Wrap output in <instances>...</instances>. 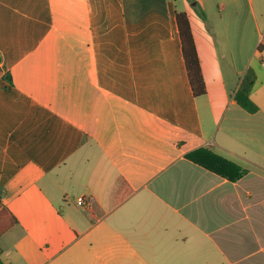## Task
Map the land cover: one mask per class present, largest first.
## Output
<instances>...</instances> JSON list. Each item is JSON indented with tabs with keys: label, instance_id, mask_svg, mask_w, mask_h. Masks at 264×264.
<instances>
[{
	"label": "crops",
	"instance_id": "crops-1",
	"mask_svg": "<svg viewBox=\"0 0 264 264\" xmlns=\"http://www.w3.org/2000/svg\"><path fill=\"white\" fill-rule=\"evenodd\" d=\"M182 1L0 0L4 264H264V0ZM249 69L256 113L235 100Z\"/></svg>",
	"mask_w": 264,
	"mask_h": 264
},
{
	"label": "trees",
	"instance_id": "trees-1",
	"mask_svg": "<svg viewBox=\"0 0 264 264\" xmlns=\"http://www.w3.org/2000/svg\"><path fill=\"white\" fill-rule=\"evenodd\" d=\"M177 22L183 45V56L188 70L192 91L195 96H202L206 94V85L187 14L178 13ZM8 79L11 80V77L8 76ZM255 82L256 74L253 69H249L244 75L235 94V100L238 105L250 113H256L258 111V106L250 97ZM188 158L199 166L231 180H237L246 173V170L215 154L209 149L197 150L188 155ZM16 225H18L16 217L8 208L3 207L0 210V238ZM2 253L3 249L0 247V256ZM0 264H4L1 258Z\"/></svg>",
	"mask_w": 264,
	"mask_h": 264
},
{
	"label": "rangeland",
	"instance_id": "rangeland-1",
	"mask_svg": "<svg viewBox=\"0 0 264 264\" xmlns=\"http://www.w3.org/2000/svg\"><path fill=\"white\" fill-rule=\"evenodd\" d=\"M177 4L182 8L184 6L182 0H176ZM245 2L246 0H242ZM216 0H206V7H207V15L209 17H214L217 13V5H216ZM189 4L195 3V0H188ZM198 12H200V8L198 9Z\"/></svg>",
	"mask_w": 264,
	"mask_h": 264
},
{
	"label": "built area",
	"instance_id": "built-area-1",
	"mask_svg": "<svg viewBox=\"0 0 264 264\" xmlns=\"http://www.w3.org/2000/svg\"><path fill=\"white\" fill-rule=\"evenodd\" d=\"M78 204L80 206H88V205H90V201L86 200L85 198H79Z\"/></svg>",
	"mask_w": 264,
	"mask_h": 264
}]
</instances>
